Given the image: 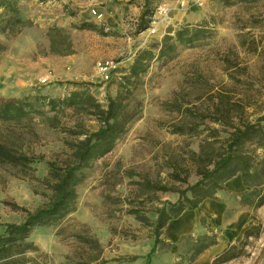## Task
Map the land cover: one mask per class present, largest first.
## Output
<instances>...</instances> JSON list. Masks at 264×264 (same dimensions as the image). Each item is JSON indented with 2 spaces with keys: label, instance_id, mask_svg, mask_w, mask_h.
Wrapping results in <instances>:
<instances>
[{
  "label": "rangeland",
  "instance_id": "obj_1",
  "mask_svg": "<svg viewBox=\"0 0 264 264\" xmlns=\"http://www.w3.org/2000/svg\"><path fill=\"white\" fill-rule=\"evenodd\" d=\"M17 8L26 24L15 34H5L0 16V99L28 98L39 109L45 108L35 96L61 97L82 86L105 107L139 51L155 53L169 27L205 24L204 37L193 46L152 59L145 72L130 79L125 101L134 118L113 148L84 169L75 210L56 226L33 228L28 240L36 248L26 253L38 264H174L184 247L180 239L174 244L162 235L177 248L150 253L151 230L131 211L153 218L156 201L176 199L175 193L152 188L170 185L172 169L189 174L190 182L196 179L192 151H199L210 128L220 129L197 117L213 112L219 92L238 105L231 116L252 121L264 114V0H149L146 9L144 0H17ZM144 10L150 21L141 30ZM85 23L95 28H83ZM241 39L255 41L257 52L245 51ZM100 63H108L107 79ZM42 77L47 82L41 83ZM228 107H234L230 101L223 108ZM76 123L89 131L98 127L94 116L70 108L55 127L36 114L19 127L0 122V139L16 131L23 150L35 157L26 168L0 164V231L1 224L20 222L25 210L47 200V163L61 164L68 142L83 137L70 133L79 130ZM181 125L196 131L174 133ZM242 194L236 197L245 203ZM252 210L244 225L237 224L238 217L231 225L232 236L243 228L231 243L240 255L220 264H264V206ZM208 226L225 238L210 220ZM246 230L255 236L243 241Z\"/></svg>",
  "mask_w": 264,
  "mask_h": 264
},
{
  "label": "trees",
  "instance_id": "obj_2",
  "mask_svg": "<svg viewBox=\"0 0 264 264\" xmlns=\"http://www.w3.org/2000/svg\"><path fill=\"white\" fill-rule=\"evenodd\" d=\"M148 4L149 0H144V9ZM17 14V0H0V16H5L2 28L5 34H15L26 24ZM145 14L144 10L138 24L141 30L150 21L144 18ZM94 26L83 24V28H95ZM205 30V24L169 27L156 45L155 53L149 48L139 51L123 75L119 91L114 97L107 98L105 107L83 86L61 97L35 96L34 101L45 109L35 107L28 98L0 99V122L10 126L19 127L24 120L36 114L48 121L51 127H55L59 115L66 108H70L73 113L94 116L98 121V127L93 131L76 123L79 130H72L70 133L83 137L68 142L69 153L61 164L55 161L47 163V176L43 181L50 191L47 200L34 210H25L20 222L1 224L0 264H38L35 261L29 262L26 257L28 251L36 248L28 240L29 233L35 227L56 226L61 219L75 210L76 187L84 177V169L113 148L117 137L135 116L125 101L131 92L128 84L130 79L145 72L152 59L170 57L178 46H193L204 37ZM240 45L248 53L254 54L258 50L253 40L246 43L241 39ZM215 98L217 101L213 112L197 117L219 123L220 129L210 128V134L202 140L199 151H192L190 164L194 167L196 179L190 182L189 174L180 175L177 169H172L169 173L170 185L157 184L152 188L155 191L175 193L176 199L156 201L152 211L153 218L140 215L137 210L131 211L143 226L151 230L153 245L150 253L167 252L173 246L162 237L163 228L169 220L178 217L184 210L198 208L205 198H214L216 192L223 189L224 183L238 173L243 184L249 187V190L243 192L242 200L254 208L264 205V114L252 121L237 115L238 120H235L236 114L231 116V109L238 105L231 101V97L219 92ZM229 101L234 107L223 108ZM235 111L237 112L236 109ZM172 130L174 133L183 134L196 131L194 126L182 125ZM34 158L23 150L21 137L16 131L0 139L1 165L26 168L34 162ZM253 235L246 230L243 241ZM216 238L217 234L211 230L200 235L182 236L179 243L184 247L174 264H191L206 248L216 243ZM183 241L185 242L182 243ZM235 248L236 245H228L214 257L212 264H220L239 256L240 253L234 252Z\"/></svg>",
  "mask_w": 264,
  "mask_h": 264
},
{
  "label": "crops",
  "instance_id": "obj_3",
  "mask_svg": "<svg viewBox=\"0 0 264 264\" xmlns=\"http://www.w3.org/2000/svg\"><path fill=\"white\" fill-rule=\"evenodd\" d=\"M249 190V187L243 184L241 175L238 173L228 179L223 189L218 190L214 198H205L196 209L184 210L178 217L168 221L163 228L162 235L169 242L177 243L182 235H200L209 232L208 220L216 228H220L225 233L216 238V243L206 248L191 264H210L212 259L222 252L228 245L235 240H239L243 235V228L238 234L232 236V230L235 224V217L239 218L238 225H244L254 215L253 206L243 203L236 197V194ZM235 195V196H234ZM264 205L257 207L259 209ZM235 209L234 211H231ZM205 217V218H204ZM207 219V220H206ZM232 225V226H231ZM237 225V226H238ZM238 231V229H236ZM229 234V235H228ZM230 238V239H229ZM225 240V241H224ZM172 246L171 250H175ZM167 253V252H163Z\"/></svg>",
  "mask_w": 264,
  "mask_h": 264
},
{
  "label": "built area",
  "instance_id": "obj_4",
  "mask_svg": "<svg viewBox=\"0 0 264 264\" xmlns=\"http://www.w3.org/2000/svg\"><path fill=\"white\" fill-rule=\"evenodd\" d=\"M108 63H100L99 64V69H100V71H102L103 73H104V78L105 79H107L108 78V74L106 73V72H104V71H106L109 67H108V65H107ZM40 82L41 83H45V82H47V77H42L41 79H40Z\"/></svg>",
  "mask_w": 264,
  "mask_h": 264
}]
</instances>
